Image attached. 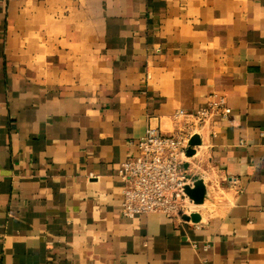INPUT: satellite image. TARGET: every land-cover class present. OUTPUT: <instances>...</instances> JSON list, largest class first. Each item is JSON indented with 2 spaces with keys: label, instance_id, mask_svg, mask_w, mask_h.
I'll return each instance as SVG.
<instances>
[{
  "label": "crops",
  "instance_id": "0c3cea01",
  "mask_svg": "<svg viewBox=\"0 0 264 264\" xmlns=\"http://www.w3.org/2000/svg\"><path fill=\"white\" fill-rule=\"evenodd\" d=\"M214 93L199 221L124 216L147 127ZM0 264H264V0H0Z\"/></svg>",
  "mask_w": 264,
  "mask_h": 264
},
{
  "label": "built area",
  "instance_id": "2783aa9c",
  "mask_svg": "<svg viewBox=\"0 0 264 264\" xmlns=\"http://www.w3.org/2000/svg\"><path fill=\"white\" fill-rule=\"evenodd\" d=\"M231 108L223 97L212 94L208 105L196 111L180 109L175 113L182 122L173 131H164L150 124L138 141V155L121 163L118 174L124 182L122 213L134 218L143 213H164L183 217L197 212L198 206L186 193L185 187L195 179L185 163L194 135L216 115L227 116Z\"/></svg>",
  "mask_w": 264,
  "mask_h": 264
},
{
  "label": "water",
  "instance_id": "95a60500",
  "mask_svg": "<svg viewBox=\"0 0 264 264\" xmlns=\"http://www.w3.org/2000/svg\"><path fill=\"white\" fill-rule=\"evenodd\" d=\"M201 143L200 135L196 134L191 139L192 145H199ZM195 153L194 148H190L188 150V155L191 156ZM185 191L188 196L196 203L201 204L204 202L207 188L202 178H198L193 185H187L185 187ZM187 220H193L195 222L199 221V214L197 212L192 213L191 215H184L183 216Z\"/></svg>",
  "mask_w": 264,
  "mask_h": 264
},
{
  "label": "rangeland",
  "instance_id": "374dc122",
  "mask_svg": "<svg viewBox=\"0 0 264 264\" xmlns=\"http://www.w3.org/2000/svg\"><path fill=\"white\" fill-rule=\"evenodd\" d=\"M194 209H198V206H195Z\"/></svg>",
  "mask_w": 264,
  "mask_h": 264
}]
</instances>
